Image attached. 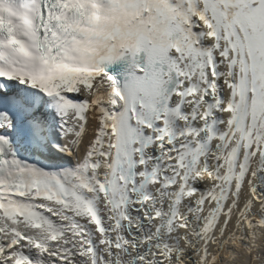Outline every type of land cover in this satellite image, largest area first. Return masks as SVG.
I'll list each match as a JSON object with an SVG mask.
<instances>
[{
	"label": "snow or ice",
	"instance_id": "snow-or-ice-1",
	"mask_svg": "<svg viewBox=\"0 0 264 264\" xmlns=\"http://www.w3.org/2000/svg\"><path fill=\"white\" fill-rule=\"evenodd\" d=\"M0 264H264V0H0Z\"/></svg>",
	"mask_w": 264,
	"mask_h": 264
}]
</instances>
